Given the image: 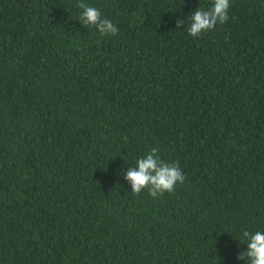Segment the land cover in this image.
<instances>
[{
	"label": "trees",
	"instance_id": "1",
	"mask_svg": "<svg viewBox=\"0 0 264 264\" xmlns=\"http://www.w3.org/2000/svg\"><path fill=\"white\" fill-rule=\"evenodd\" d=\"M212 3L0 0V264H245L242 231L264 232V0L191 36ZM154 147L185 180L134 195L124 175Z\"/></svg>",
	"mask_w": 264,
	"mask_h": 264
},
{
	"label": "clouds",
	"instance_id": "2",
	"mask_svg": "<svg viewBox=\"0 0 264 264\" xmlns=\"http://www.w3.org/2000/svg\"><path fill=\"white\" fill-rule=\"evenodd\" d=\"M82 9L79 21L84 27L93 26L102 35H117L118 28L105 18H102L99 9L85 3L78 5ZM230 0H213L212 6L207 9L198 8L188 18V33L197 37L204 32L214 29L218 24L228 21ZM177 28L184 25L182 20H177ZM125 180L130 183L132 193L139 195L147 190L153 198H159L165 193L174 191L178 183H183L185 176L178 163H167L159 156L157 148H152L150 153L136 161L135 167L127 169ZM240 242L247 244V250L240 252L237 259L245 261V264H264V232L255 233L242 231Z\"/></svg>",
	"mask_w": 264,
	"mask_h": 264
}]
</instances>
